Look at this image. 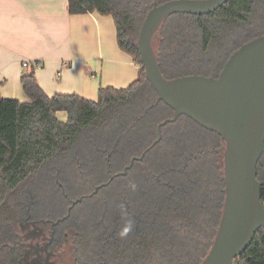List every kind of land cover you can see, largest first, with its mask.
<instances>
[{
    "label": "trees",
    "instance_id": "obj_1",
    "mask_svg": "<svg viewBox=\"0 0 264 264\" xmlns=\"http://www.w3.org/2000/svg\"><path fill=\"white\" fill-rule=\"evenodd\" d=\"M167 1L68 0L71 15L112 16L118 47L139 66L128 87L101 88L96 101L47 97L30 72L20 79L29 102L0 95V264H21L20 230L29 223L52 226L53 246H69L76 264H200L207 256L225 200L217 134L180 117L121 176L173 114L157 100L136 50L146 14ZM155 35L166 80L216 78L232 53L264 35V0H230L207 16L172 15ZM57 112L67 114L65 123ZM256 172L264 206V154ZM232 264H264V229Z\"/></svg>",
    "mask_w": 264,
    "mask_h": 264
},
{
    "label": "water",
    "instance_id": "obj_2",
    "mask_svg": "<svg viewBox=\"0 0 264 264\" xmlns=\"http://www.w3.org/2000/svg\"><path fill=\"white\" fill-rule=\"evenodd\" d=\"M228 1L171 0L153 6L146 14L136 43L139 62L157 100L173 114L157 126V140L121 173L126 176L134 162L141 161L159 143L161 128L180 117L222 139L225 200L215 239L200 264H232L246 251L257 231L264 229L261 184L256 172L264 154V35L232 53L216 78L190 75L172 80H166L159 70L152 38L172 15L207 16ZM104 186L96 187L93 194ZM81 201L79 198L72 202L68 215Z\"/></svg>",
    "mask_w": 264,
    "mask_h": 264
},
{
    "label": "crops",
    "instance_id": "obj_3",
    "mask_svg": "<svg viewBox=\"0 0 264 264\" xmlns=\"http://www.w3.org/2000/svg\"><path fill=\"white\" fill-rule=\"evenodd\" d=\"M35 64L40 68H32ZM30 72L47 97L96 101L101 88L128 87L139 66L118 47L110 15H71L68 0H0L1 97L29 102L20 79ZM55 117L67 121L65 112Z\"/></svg>",
    "mask_w": 264,
    "mask_h": 264
},
{
    "label": "flooded vegetation",
    "instance_id": "obj_4",
    "mask_svg": "<svg viewBox=\"0 0 264 264\" xmlns=\"http://www.w3.org/2000/svg\"><path fill=\"white\" fill-rule=\"evenodd\" d=\"M28 229V238L34 239L35 243L27 240V236H23L24 232ZM21 235L18 245L22 248L23 258L21 264H66L63 263L59 256L61 252L69 248L67 245L54 247V233L55 230L51 226L50 231H44L40 228L39 224L29 223L21 227ZM72 264L75 263L72 250Z\"/></svg>",
    "mask_w": 264,
    "mask_h": 264
},
{
    "label": "rangeland",
    "instance_id": "obj_5",
    "mask_svg": "<svg viewBox=\"0 0 264 264\" xmlns=\"http://www.w3.org/2000/svg\"><path fill=\"white\" fill-rule=\"evenodd\" d=\"M152 47H153V50H156L157 47H158V37L157 35H154L153 38H152ZM28 229L27 231L24 232L23 236H27V240L31 243H35V240L34 239H31V238H28ZM59 258H61V260L63 261V263H66V264H72L73 261H72V256H71V251L69 248L65 249L63 252H61V255L59 256Z\"/></svg>",
    "mask_w": 264,
    "mask_h": 264
},
{
    "label": "built area",
    "instance_id": "obj_6",
    "mask_svg": "<svg viewBox=\"0 0 264 264\" xmlns=\"http://www.w3.org/2000/svg\"><path fill=\"white\" fill-rule=\"evenodd\" d=\"M22 66L24 68L30 67L29 63H27V62H24ZM32 68L39 69L40 68V65L39 64H35L34 66H32Z\"/></svg>",
    "mask_w": 264,
    "mask_h": 264
}]
</instances>
